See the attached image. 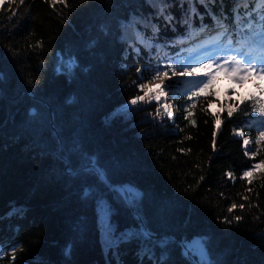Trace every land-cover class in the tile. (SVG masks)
<instances>
[{"label":"trees","instance_id":"16d2710c","mask_svg":"<svg viewBox=\"0 0 264 264\" xmlns=\"http://www.w3.org/2000/svg\"><path fill=\"white\" fill-rule=\"evenodd\" d=\"M67 2L25 0L17 8L16 0L11 20L7 3L0 10V240L23 248L15 264H160L161 239L167 264H191L181 244L195 253L202 240L219 264H264V172L241 179L264 154L245 156L233 129L247 118L227 117L233 102L256 91L252 81L235 97H219L217 81L188 119L177 110L174 120L156 118L154 101L127 105L143 94L133 81L147 82L167 55L201 60L197 45L211 43L209 33L185 36L179 5L171 8L176 21L170 26L144 0ZM133 13L140 19L125 31L121 22ZM193 22L199 26L198 18ZM153 24L160 29L155 37ZM137 31L165 50L149 54ZM172 103L177 109L190 102L177 97ZM213 113L223 120L215 151ZM93 158L111 186L90 168ZM114 185L127 187L147 231L162 237L140 231ZM107 203L116 234L131 229L138 236L122 242L118 256L105 246L100 223L99 207ZM232 204L237 207L229 212Z\"/></svg>","mask_w":264,"mask_h":264},{"label":"snow or ice","instance_id":"6c2138e0","mask_svg":"<svg viewBox=\"0 0 264 264\" xmlns=\"http://www.w3.org/2000/svg\"><path fill=\"white\" fill-rule=\"evenodd\" d=\"M5 3L9 5L11 15L8 19L11 20L13 16L17 15V12L11 9V5L16 3V0H0V10H4L3 5ZM24 3L25 0H19L17 8ZM49 3L52 6L57 3L62 4L64 7L70 6L67 0H49ZM144 3L154 9L155 15L162 18L165 25L170 26H174V21H176L171 8L179 5L182 10V17L179 22L186 26L184 35L186 36L191 32H208V40L212 43V47H206L204 52L212 55H208L206 61L197 60L191 55L187 57L177 55L174 58L167 55L165 57L167 63L162 67H156L150 80L145 82L141 77L139 83L133 81L143 94H136L128 100L127 105L135 107L141 103L155 101L157 104L155 117H167L168 120H174L173 108L176 105L172 101L179 97L190 102L186 106L176 109L186 113L184 119H188L192 115L189 109L196 108L201 95L206 98L212 94L208 90L214 87L218 79L224 78L230 83L241 86L251 80L256 91L240 97L238 103L233 102L227 109V117L231 119L236 113H240L247 118L242 121L244 127L233 129V134L242 140L241 148L244 149V155L255 160L259 154H264V0H228V4L232 6L231 9H228L225 0H144ZM200 7H203V13L199 11ZM196 18L200 21L198 27L193 22ZM205 18L210 23H205ZM139 19L133 13L127 22H121V27L127 31L132 27L133 21ZM159 30L157 24L152 25L154 37L158 36ZM213 32L214 35L211 34ZM135 35L137 41L149 49V54H151L153 48H155L157 54L165 50V45L154 42L152 37H146L139 31ZM40 46V42H37L36 47ZM132 50L137 55L141 51L140 48H133ZM197 54L199 55V53ZM213 56H215V59H213ZM71 63H75V61ZM141 71L142 69L139 67L136 69L137 74H140ZM173 78L178 79L171 84L166 83V81ZM181 87L183 91H179ZM229 91L231 89L226 90V95ZM33 114L35 115V110H33ZM212 115L215 117L217 125L216 130L212 133V146L213 151H215L217 131H219V125L223 123V120L216 113ZM191 122L195 124L194 120ZM247 130H255L254 137L246 135ZM253 145H255L254 148ZM96 164L97 161L93 158L91 161L93 170L103 176V170L97 168ZM257 170L264 172V159H261L258 163H253L249 170L243 172L241 179L251 177ZM225 175L233 180L235 179L231 171L226 172ZM201 179H204V177H201ZM248 182L251 183V179ZM249 191L251 190L249 189ZM90 193V188L85 189V195ZM244 199H247V197H244ZM235 207L237 205L232 204L228 211L231 212ZM240 207L243 208V205H240ZM19 211V209H14V212ZM98 213L100 223L104 228L105 246L115 248V255L118 256L120 244L138 236L131 229L120 232L119 235L116 234L117 228L110 221L112 209L108 203L103 207H99ZM101 213L104 216L103 221L101 220ZM235 219L239 221L241 217L237 216ZM140 231L149 233L146 229ZM161 240H158L157 243L159 247L164 249L161 252L160 264H167L165 257L168 245L159 243ZM21 251H23V248L17 245L15 241H11L10 246H8V242L0 240V258L8 257L9 264H15L17 255ZM70 251V247L65 249L66 253H70ZM189 255L192 256L191 264H219L218 261L209 259V250L204 240L201 241L196 252H190ZM116 264H121V262L117 260Z\"/></svg>","mask_w":264,"mask_h":264},{"label":"rangeland","instance_id":"374dc122","mask_svg":"<svg viewBox=\"0 0 264 264\" xmlns=\"http://www.w3.org/2000/svg\"><path fill=\"white\" fill-rule=\"evenodd\" d=\"M197 49H198V57L201 59V60H204L206 61L207 60V57L208 55H212L211 53H205L204 52V49L207 47V48H211L212 47V43H208V44H201L199 43L197 45ZM213 59H215V56H213ZM153 65L155 66L156 64L153 63ZM157 66L154 67V69L156 68ZM154 74V73H153ZM151 74L150 75V78L149 80L151 79V76L153 75ZM174 79H178V78H173L172 80ZM172 80H168L166 81V83H169L171 84L172 83ZM218 81L221 82V87H220V92H219V97H235L236 94L241 90V85H238V84H233V83H230L227 79H224V78H220L218 79ZM228 89H231V91H229L226 95V90ZM155 102V101H154ZM173 114H174V118L176 116V108L174 107L173 108Z\"/></svg>","mask_w":264,"mask_h":264},{"label":"water","instance_id":"95a60500","mask_svg":"<svg viewBox=\"0 0 264 264\" xmlns=\"http://www.w3.org/2000/svg\"><path fill=\"white\" fill-rule=\"evenodd\" d=\"M90 168L93 169L92 166H90ZM95 172H96V174L99 176V178H100L101 181H103L106 185L111 186V185L106 181V179L104 178V176H102L101 174H99L97 171H95ZM112 187H113L114 189L118 190V191L122 194L124 200L126 201L127 205H128L129 208L131 209V211H132V213L134 214L136 220L138 221V224L142 227V229H146V227H145V225H144V223H143L141 217H140L139 214L137 213V211H136V209H135V207H134V204L132 203V200H131V198H130V194H129L128 190H127V187H126L125 185H114V186H112ZM146 230H147V229H146ZM147 234L150 235V236H152V237H162V236H157V235H154V234H151V233H147ZM181 245L183 246V250H184V252H186V254L189 256V251H187V250L185 249V247H184L183 244H181Z\"/></svg>","mask_w":264,"mask_h":264}]
</instances>
